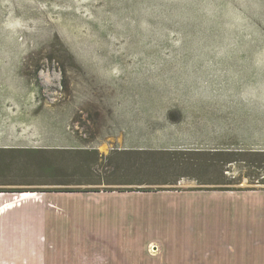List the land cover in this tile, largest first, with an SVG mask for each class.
<instances>
[{
    "label": "rangeland",
    "instance_id": "1",
    "mask_svg": "<svg viewBox=\"0 0 264 264\" xmlns=\"http://www.w3.org/2000/svg\"><path fill=\"white\" fill-rule=\"evenodd\" d=\"M263 6L264 0H0V50L14 52L11 56L17 57L21 64L12 66L18 76L22 73L21 80L12 79V83L20 84L14 93L38 95L43 100L44 96L55 99L65 94L87 100L97 96L102 104L103 96L113 92L116 85L111 76L115 71L110 70L111 66L115 62L135 61V55L130 53L135 49L264 46V13L260 11ZM70 62L84 68L87 75L85 82L81 78L75 79L76 84L65 91L61 83L62 67ZM67 74L68 78L74 79L71 72L67 71ZM89 130L87 128L81 135L86 144L109 141V134L89 133ZM44 140L45 135L32 133L0 135V145H45ZM190 158L188 155L184 159ZM182 159L179 156L178 160ZM237 160L223 168L194 165L188 161L176 167L145 162L142 158L134 162L125 157L116 171L113 166L106 169L108 164L105 162H99L101 165L96 168L98 173L108 172L110 181L185 177L175 185L7 187L27 190L144 187L157 190L174 188L187 181L209 188L224 171H228L225 177L236 180V183L214 186L229 189L259 186L258 182L264 177V155L246 154ZM66 165L72 167L73 163ZM112 172L116 174L112 176ZM158 174L160 176L155 177ZM10 180L18 182L20 178ZM124 201L126 205H123ZM111 202H91L85 197L67 195H0V264H93L98 261V255L109 264H190L189 257L227 258L221 252L227 253L228 250L223 245L216 248L204 246L205 250L209 248L207 253L198 250H195L198 253H188V249L198 246L203 238L197 235L198 229H189L185 233L177 229L176 215L171 208L179 203L170 195L142 198L129 195L120 204ZM103 206L121 212L114 213ZM197 219L195 215L181 217L182 222ZM251 226L252 239L263 240L264 229L259 227L260 223ZM207 230L209 240L218 238ZM224 236L235 241L243 240L238 229ZM245 237H249L247 233ZM149 242L157 247L153 256L146 248ZM89 246H96V249ZM236 247L237 253L234 252L240 255L243 247ZM62 254L69 259L62 260ZM83 258L89 261L76 263ZM232 260L236 263L238 258L232 257Z\"/></svg>",
    "mask_w": 264,
    "mask_h": 264
},
{
    "label": "crops",
    "instance_id": "2",
    "mask_svg": "<svg viewBox=\"0 0 264 264\" xmlns=\"http://www.w3.org/2000/svg\"><path fill=\"white\" fill-rule=\"evenodd\" d=\"M130 53L135 55V61L115 62L111 66L116 85L113 92L103 96L99 106L97 96L87 100L65 94L55 99L44 96L43 100L38 95L14 93L20 84L12 83V79L21 80L22 73L18 76L12 66L21 64L17 57L11 56L14 52L0 50V135L14 132L45 135V145L3 144L0 149L96 150L100 157L113 151L264 153V46L140 48ZM87 128L109 134V141L86 144L81 135ZM213 186L204 188L186 181L155 192H118L119 188L112 187L110 192L99 189L0 195H67L119 204L129 195L133 198L170 195L179 203L171 208L177 229L183 233L198 229L197 235L203 238L188 253H196L195 250L207 253L209 248L205 250L204 246L223 245L228 249L227 253L221 251L227 258L189 257L190 264H264V239H252L251 226L260 223L259 227L264 229V185L252 189L235 187L229 191ZM106 210L121 212L111 206ZM189 215L198 219L181 221V217ZM207 229L218 238L209 240ZM236 229L243 240L225 238L224 235ZM237 245L243 247L240 255L236 254ZM146 248L155 255V244L149 242ZM60 256L62 260L69 259L67 255ZM96 257L98 261L93 264H109L103 256ZM232 257L238 261L233 262ZM86 259L76 263H84Z\"/></svg>",
    "mask_w": 264,
    "mask_h": 264
},
{
    "label": "trees",
    "instance_id": "3",
    "mask_svg": "<svg viewBox=\"0 0 264 264\" xmlns=\"http://www.w3.org/2000/svg\"><path fill=\"white\" fill-rule=\"evenodd\" d=\"M264 13V6L260 9ZM256 25V24H255ZM257 26V25H256ZM259 29V27H258ZM235 47H258V46H235ZM61 63L62 67V85L65 91L71 88V85L75 83V79L81 78L85 82L86 71L78 66H73V63ZM68 65V68H67ZM67 71L71 72L74 79L67 77ZM75 74V76H74ZM80 74V76H77ZM70 97L73 95L67 94ZM98 105L101 104L98 102ZM95 116V115H94ZM92 117V114L88 116ZM92 133V130H89ZM246 154H252L253 156H262L264 153L254 152H117L113 151L106 157H100L96 150H81V151H68V150H47V149H0V193H20V192H62V193H75V192H97L99 189H72V188H58V189H17L14 185H28V186H72V185H137V186H156V185H175L181 178L161 179L154 178L153 180H134L131 182L123 181H110L109 173L104 171L97 172L99 161L108 164L106 169L113 166V170L119 167L120 163L126 157L127 160L136 162L137 159L142 158L145 162L166 163L168 166H183L188 162L194 165H207L206 167L223 168L224 166H230L235 164L238 157L245 156ZM190 156V159H184L186 156ZM179 156H182V161H179ZM179 162H178V161ZM54 161H59L55 163ZM188 161V162H186ZM60 162H62L60 164ZM68 162H72V167L66 165ZM228 171L222 172L220 178L211 182V185H233L236 183L234 179H227L224 175ZM112 176L116 172L111 173ZM156 175L155 177H159ZM12 177H19L18 182L10 180ZM24 178H35V181H24ZM191 180V179H190ZM238 181V180H237ZM239 182V181H238ZM202 184V183H201ZM204 184V183H203ZM208 184V182H207ZM259 185H264V177H261ZM206 185V184H205ZM163 189L152 190L150 188H138V189H116L118 192H155ZM217 190L226 191L233 190L229 188H218ZM102 191L110 192L111 189H104Z\"/></svg>",
    "mask_w": 264,
    "mask_h": 264
},
{
    "label": "water",
    "instance_id": "4",
    "mask_svg": "<svg viewBox=\"0 0 264 264\" xmlns=\"http://www.w3.org/2000/svg\"><path fill=\"white\" fill-rule=\"evenodd\" d=\"M20 193H36V192H20Z\"/></svg>",
    "mask_w": 264,
    "mask_h": 264
}]
</instances>
